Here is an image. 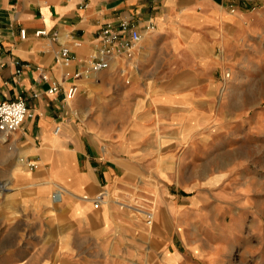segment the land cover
Instances as JSON below:
<instances>
[{
  "label": "crops",
  "instance_id": "0c3cea01",
  "mask_svg": "<svg viewBox=\"0 0 264 264\" xmlns=\"http://www.w3.org/2000/svg\"><path fill=\"white\" fill-rule=\"evenodd\" d=\"M262 22L264 0H0V100L22 98L29 109L17 132L0 137V229L8 230L0 245H9L8 259L185 264L184 250L202 243L207 206L205 189L176 186L188 179L176 166L203 165V134L223 115L217 73ZM123 23L142 36L133 58L74 79L97 57L102 29ZM40 29L59 40L36 38ZM64 46L74 60L60 58ZM74 82L80 92L66 102L62 88ZM54 83L62 87L52 94ZM102 192L152 207L154 225L133 219L130 205L95 208L81 198Z\"/></svg>",
  "mask_w": 264,
  "mask_h": 264
},
{
  "label": "rangeland",
  "instance_id": "374dc122",
  "mask_svg": "<svg viewBox=\"0 0 264 264\" xmlns=\"http://www.w3.org/2000/svg\"><path fill=\"white\" fill-rule=\"evenodd\" d=\"M224 62V70L217 73L222 85L216 100L223 115L209 119L203 134L208 142L202 150L203 165L193 161L189 172H184L188 166H176L181 176L188 173V179L177 181L176 186L195 187V193H200L196 189H205L203 200L207 206L202 243L195 245V250H184L188 258L185 264H264V22L236 52L226 54ZM249 125L253 133L247 135L244 127ZM239 132L240 144L236 140ZM200 175L202 181L196 179ZM113 202L130 205L133 219L145 223L141 212L145 211L156 220L153 208L138 203L136 197L124 200L110 193L104 204ZM20 203L18 197L17 205ZM25 215L16 214L18 219ZM6 231L0 229V236H5ZM193 240L200 241L195 236ZM8 252L9 245H0V264H15L8 259Z\"/></svg>",
  "mask_w": 264,
  "mask_h": 264
},
{
  "label": "built area",
  "instance_id": "2783aa9c",
  "mask_svg": "<svg viewBox=\"0 0 264 264\" xmlns=\"http://www.w3.org/2000/svg\"><path fill=\"white\" fill-rule=\"evenodd\" d=\"M22 37H26L25 30L21 32ZM34 36L36 38H47L52 41L59 40L58 32H50L47 29H40L35 31ZM100 40L103 43L98 49L97 57L92 60L81 72H77L73 75L74 79H78L82 76L98 75L101 72L109 70L114 62H117L121 58L131 60L134 54V47L141 41L142 36L139 32L130 29L126 23L121 25L120 30H116L111 24L106 25L100 35ZM76 46H80L79 42L75 43ZM60 58L63 60H74L71 49L64 46L60 51ZM69 76V74H68ZM229 76V75H228ZM44 81H49V77L44 75L42 77ZM60 83H54L49 89V93H57L61 89ZM64 93V100L66 102L74 100L79 92L80 87L78 83L74 82L68 85L66 88H62ZM29 109L24 99L1 101L0 100V137L7 138L11 134L17 132L24 124ZM61 132V127L56 128V134ZM31 167H35L34 164H30ZM55 196L60 198L58 191L55 192ZM83 200L91 201L95 208H99L107 201V193L102 192L96 197L84 195L81 197ZM144 212L146 217L145 223L151 227L154 223V216L151 212Z\"/></svg>",
  "mask_w": 264,
  "mask_h": 264
}]
</instances>
